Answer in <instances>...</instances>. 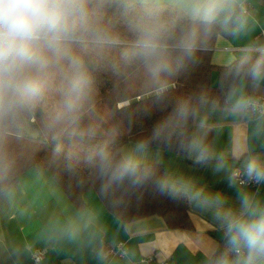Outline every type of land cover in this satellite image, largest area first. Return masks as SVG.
I'll return each mask as SVG.
<instances>
[{
  "label": "trees",
  "instance_id": "16d2710c",
  "mask_svg": "<svg viewBox=\"0 0 264 264\" xmlns=\"http://www.w3.org/2000/svg\"><path fill=\"white\" fill-rule=\"evenodd\" d=\"M92 2L98 10V23L117 39L82 53L92 86L76 111L68 112L64 105L66 65L61 64L50 69L40 99L0 116V194L17 182L24 170L43 167L76 208L81 207L82 192L93 189L122 222L158 214L169 228L192 229L186 195L158 186L164 171L161 163L134 164L139 174L147 176L140 184L128 178L113 179V173L126 162L121 148L133 140L174 153L186 152L195 101L209 97L222 102L238 78L245 76L246 57L255 59L257 53H247L225 65L213 64L211 46L219 27L193 22L172 4L151 2L173 68L171 73L152 78L141 64L127 62L122 56L134 36L120 0ZM240 11L229 12L228 20ZM183 43L195 44L190 56L182 53ZM212 70L218 73L216 85L210 81ZM182 108L186 115H181ZM26 122L36 135L25 130ZM222 254L221 243L208 264H218Z\"/></svg>",
  "mask_w": 264,
  "mask_h": 264
},
{
  "label": "crops",
  "instance_id": "0c3cea01",
  "mask_svg": "<svg viewBox=\"0 0 264 264\" xmlns=\"http://www.w3.org/2000/svg\"><path fill=\"white\" fill-rule=\"evenodd\" d=\"M151 2H166L186 13L181 0ZM229 2V10L215 23L220 31L211 46L213 64H228L264 45V0ZM238 3H245L246 11L228 20L227 14L237 11ZM217 78V71L212 70V85ZM256 94H264V83L254 88L242 75L222 102L209 97L195 101L188 144L197 139L209 157L207 163L196 164L195 154L188 150L174 153L157 146L138 150L141 143L133 140L123 144L121 155L133 164L161 163L160 180L167 179L177 190L184 193L195 187L219 193L225 206L238 208L241 186L229 187L228 177L247 158L264 159V115L235 111L233 106ZM217 161L224 164L219 171ZM242 187L264 204V183ZM186 197L192 229L169 228L158 214L122 222L93 189L82 192L81 207L76 208L48 169L28 168L0 194V264H142L141 257L149 254L169 264H208L221 243L226 250L224 230L214 208L200 207ZM120 241L125 253L103 254L105 248ZM38 248L44 254L34 261L31 251Z\"/></svg>",
  "mask_w": 264,
  "mask_h": 264
},
{
  "label": "clouds",
  "instance_id": "9594fccd",
  "mask_svg": "<svg viewBox=\"0 0 264 264\" xmlns=\"http://www.w3.org/2000/svg\"><path fill=\"white\" fill-rule=\"evenodd\" d=\"M193 22L210 26L229 10V0H181ZM133 33L132 43L122 53L127 62H137L152 78L171 73L172 63L168 45L158 22L151 0H120ZM98 10L92 0H0V116L18 108L30 106L45 91L50 69L66 65L67 86L64 105L68 112L76 111L87 98L92 86V74L82 53L91 46L114 43L117 37L97 20ZM182 53L190 56L194 43H183ZM255 59H245L244 75L257 88L264 83V48L255 49ZM241 69H237L239 73ZM202 102H207L202 100ZM260 109L251 97L241 98L233 106L235 111ZM186 115V109H181ZM146 146L138 145V150ZM197 163H207L209 157L197 139L188 145ZM224 168L217 161L216 170ZM128 178L140 184L146 175L137 172L136 165L123 163L113 179ZM161 189L177 191L167 179L157 182ZM229 187L238 190L239 207L225 206L222 194L206 193L202 188H191L183 194L198 206L214 208L215 218L224 230L226 250L218 264H264V204L246 184L264 183V159L251 156L242 170H234L228 177Z\"/></svg>",
  "mask_w": 264,
  "mask_h": 264
},
{
  "label": "built area",
  "instance_id": "2783aa9c",
  "mask_svg": "<svg viewBox=\"0 0 264 264\" xmlns=\"http://www.w3.org/2000/svg\"><path fill=\"white\" fill-rule=\"evenodd\" d=\"M238 9L241 10V11H246L247 9V5L245 3H238ZM257 48H264V45L260 46V47H257ZM251 98L257 102V104L259 106H264V94H256V95H252ZM248 114H258V115H264L262 114L261 110L258 108L256 111H252L251 109H247L245 110ZM243 166L242 165H237L235 167H233L232 171L234 170H242ZM231 171V172H232ZM239 185V183L237 184ZM259 184H254V183H250V184H246L244 186H251V187H258ZM125 253V247H124V243L123 242H118L115 246L113 247H107L105 248L103 254L105 256H111V255H114V254H118V255H121ZM43 254H44V251L43 249H33L31 251V258L34 260V261H39L42 259L43 257ZM140 262L142 264H169V262L165 259H156L155 256L153 254H149V255H145L143 257H141L140 259Z\"/></svg>",
  "mask_w": 264,
  "mask_h": 264
},
{
  "label": "water",
  "instance_id": "95a60500",
  "mask_svg": "<svg viewBox=\"0 0 264 264\" xmlns=\"http://www.w3.org/2000/svg\"><path fill=\"white\" fill-rule=\"evenodd\" d=\"M25 130L27 131V132H29L30 134H32V135H36L37 134V131L34 129V128H32L30 125H29V123H27L26 122V124H25ZM30 130V131H29ZM32 132V133H31Z\"/></svg>",
  "mask_w": 264,
  "mask_h": 264
},
{
  "label": "rangeland",
  "instance_id": "374dc122",
  "mask_svg": "<svg viewBox=\"0 0 264 264\" xmlns=\"http://www.w3.org/2000/svg\"><path fill=\"white\" fill-rule=\"evenodd\" d=\"M122 103H125V102H122ZM122 103H120V104H122ZM30 131V130H29ZM32 133V132H31Z\"/></svg>",
  "mask_w": 264,
  "mask_h": 264
}]
</instances>
